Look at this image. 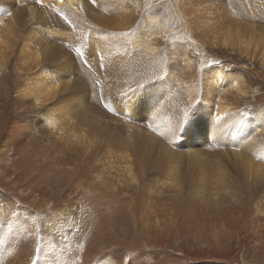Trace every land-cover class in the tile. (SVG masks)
I'll list each match as a JSON object with an SVG mask.
<instances>
[{
	"label": "rangeland",
	"instance_id": "1",
	"mask_svg": "<svg viewBox=\"0 0 264 264\" xmlns=\"http://www.w3.org/2000/svg\"><path fill=\"white\" fill-rule=\"evenodd\" d=\"M75 3H65L69 9L57 15L58 20L66 18L72 34L70 47L81 59L90 47L95 49L97 56L83 67L87 72L95 67L100 76L96 81L88 73L90 82L81 83L87 86L86 95L76 99L83 111L60 109L55 114L58 126L39 125L28 147L32 160L25 169L21 168L24 159L15 165L14 175L22 176L14 181L8 177L7 191L0 181V199L35 232L27 239L30 254L22 248L6 256L2 264L36 262L43 256L44 232L61 259L53 258L50 264H98L100 255L109 251L123 256L125 262L148 255L147 264H264V214L252 210L261 207L259 203L264 206V0ZM29 5L40 13L33 1ZM193 17H198L197 22ZM94 32L108 39L101 43V51L95 47ZM108 45L114 47L108 50ZM97 61L103 68L96 67ZM215 71L223 73L224 89L209 98L204 85ZM231 75L242 82L245 92L235 91L236 84L227 80ZM145 93L150 95L146 104L141 103ZM229 97L233 98L231 108L246 120L245 126L254 124L255 131L247 139L253 138L255 146L240 150L229 142L215 146L206 139L187 147L185 130L194 117L198 119L196 112L207 105L218 117L222 101ZM122 104L129 111L124 112ZM224 122L221 134L226 135L232 124L228 119ZM186 152L200 155L203 170L209 169L205 181L195 178L197 170H187ZM242 155L259 173L242 166ZM210 163L223 172L209 176L215 169ZM127 167H131L130 175ZM242 226L247 229L244 238L237 236ZM156 232L161 233L158 240ZM225 232L230 247L214 246L217 237L226 238Z\"/></svg>",
	"mask_w": 264,
	"mask_h": 264
},
{
	"label": "bare ground",
	"instance_id": "2",
	"mask_svg": "<svg viewBox=\"0 0 264 264\" xmlns=\"http://www.w3.org/2000/svg\"><path fill=\"white\" fill-rule=\"evenodd\" d=\"M32 1H33V4L40 10L39 14L34 13L30 9L29 4ZM65 3L66 4L70 3L71 6H75V4H76L75 0H40L39 3L37 2V0H35V1L34 0H0V12L1 11L4 12L3 13L4 15L3 14L0 15V181H2V184H3L2 189L6 190V191H7L6 188L9 185V181H8L9 178L8 177H10L12 181H14L15 178L17 179V176H19L21 174V173H18V175H14L15 174L14 171L16 169L15 165L18 162V160L24 159L25 163H23V167L21 166L22 169L23 168L25 169V166H27V164L30 163V159L32 160V157H31L32 155H30L31 151L28 152V150H29L28 147H29L30 143L33 142L34 137L37 133L36 130L39 129V125L40 124L43 125L46 123L47 126H51V125L52 126H55V125L58 126V119L59 118L55 114L60 109H64V108L70 109L71 107H74L76 109L79 108V105H78L79 102H77L76 97L81 96V95H86L85 89L87 88V86L85 85V87H84L81 83H85L87 81L90 82V80H89L90 78L88 76V73L96 81H97V78H99V76H100L99 74H97L95 72V67L94 68L92 67L94 69V70L92 69L93 71L91 69H89V71L91 70L92 73H90L89 71L87 72V70L84 68L85 67L84 64L81 62L82 59L80 58L81 57L80 53L77 50L70 47L72 45V41H70L69 39L72 36V34H71V30L69 29L67 24L64 22L67 20L64 16L61 17V19L64 21L58 20L59 17L57 16V15H61L65 9H69ZM77 4H79V3H77ZM108 4H106V5H108ZM202 7H203V5H202ZM187 10H189V9H187ZM212 10H213V8H212ZM54 11H55V13H54ZM104 11L105 10H103V12ZM70 13H72V12L70 11ZM78 13H79V10H78ZM226 13H227V11H226ZM110 14H111V12H110ZM202 14H203V12H202ZM106 15H107V13H106ZM193 18H195V17H193ZM197 18L198 17L195 18V21ZM183 20H187V19L185 18ZM210 22H211V20H210ZM189 23H190V21H189ZM253 26H255V25H253ZM93 27H95V26H93ZM197 28H198V26H197ZM237 28H236V30H237ZM256 30H258V29H256ZM94 33H95L94 35H95V39H96L94 43H96V46H95V44H93V45L96 48H98L99 51H101V48L104 46V44H101V43L102 42L106 43V41L108 39L105 36H103V37L100 36L96 32H94ZM84 34H85V32H84ZM250 34L252 35V32ZM151 35H154V34H151ZM262 35H264V34H262ZM246 41H249V40L246 39ZM109 42H110V40H109ZM91 45H92V43H91ZM249 45H251V44H249ZM112 46L110 45V47H109V45H108L106 47H108V50H110L114 47V46L113 47ZM259 46H260V44H259ZM113 50H115V49H113ZM114 55H116V54H114ZM115 68H116V66H115ZM113 69H114V67H113ZM222 74L223 73H221L219 71L209 73L210 81L206 82L204 85V88H205L209 98H212L211 96L213 95L212 94L213 92H217V91L222 92V90L224 89L223 84L221 82V75ZM233 75L235 76V74H233ZM77 78H81V79H79L80 81ZM227 78H228L227 80L229 82H231V84L232 83L236 84L235 85L236 88H234V89L237 93H241V91L245 92V90L242 89L243 84L241 81H240L241 82V84H240L235 79V77H233L232 75L227 76ZM113 81H114V79H113ZM92 82L93 81L91 80V83ZM237 82H238V84H237ZM239 84H240V86H239ZM116 91H119V90H116ZM106 92H104V94ZM111 92H113V91H111ZM12 94L15 95L14 98L11 97ZM216 97H217V95H216ZM232 97H229L226 100L222 101L221 112L219 113L220 116H218V117L216 115H213L212 110H209L207 105H202V107L200 108V110L202 112H200V110H198L196 112L197 115H195L198 117V119L196 117H194V120L189 124L187 132L185 130L186 137H185V135H183L185 137L184 141L188 144L187 147H189V144H194V145L196 144V146H197L201 143V141L206 140V139L207 140H213L212 145H215V146H221V145L223 146L225 144L223 142H229L230 147H237L238 149L243 148V147H254L255 146V143H253V138H250L251 141H249V139H247V138H249L248 136L252 135V132L255 131L253 128L254 124L253 123L252 124L247 123L248 127L245 126L246 120L243 119V116H241L240 114H236V112L234 111V110H236V108L235 109L231 108L233 105L232 103H230L233 99ZM205 99L207 100V97ZM95 100L96 99L93 97V101H95ZM152 102H153V100H152ZM124 104H122V109L124 110V112H125V110L129 111V109H127V107ZM150 104H152V103H150ZM209 105H211V104H209ZM218 108H219V106H218ZM79 109H81L83 111L82 108H79ZM151 110H153V109H151ZM121 112H122V110H121ZM134 113H135V111H134ZM227 119L231 122L232 129H231V132L225 131V132H228V134L223 135V134H221V131L223 130L221 125ZM257 122H258V119H257ZM170 123H172V122H170ZM199 123H200V125H199ZM259 123H261V122H259ZM176 127L177 126H174V129H176ZM225 132H224V134H225ZM254 134L257 135L256 133H254ZM195 137H197V138L195 139ZM147 138L150 139V137H147ZM256 141L257 140L255 139L254 142H256ZM138 142H139V139H138ZM263 142H264V140H263ZM258 144L262 145V141L258 142ZM230 149L232 151V148H230ZM238 151L239 150L235 151V153H238ZM139 152H140V150H139ZM231 153H233V152H231ZM243 153H245V152H243ZM176 155H178V154L176 153ZM194 155H195L194 152H186V154L183 155V159L187 158V159H185L184 163L187 167V170H194V171L197 170V172H196L197 177H195L196 179L199 178L201 180V182L205 181L204 179H206V175H207L209 169L204 171L203 169H205V166L203 164H200V162L202 161V159H200V155L198 157H195ZM244 159H245L244 155L240 156V158H239L240 162L242 163V166H244L245 168H247V167L248 168H250V167L255 168V167H252V165H250L249 162H247V163L244 162ZM176 161L178 162V160H176ZM214 163H216V162H214ZM214 163H210L211 166H213V167L215 165V167H214L215 169H214V172L209 173V176L213 173L220 175L223 172L221 170L220 166L218 164H214ZM193 166H194V168H193ZM255 166H257V165H255ZM3 168H4V170H3ZM69 171L71 172V170H69ZM126 171L129 172V175H130L131 174V167H127ZM178 171H174V172L178 173ZM256 171H257V173H259L257 169L254 170V172H256ZM250 174H253V173H250ZM173 175H174V173H173ZM21 176L22 175H20L19 177H21ZM176 176H178V175H176ZM250 176H252V175H250ZM236 177H238V176H236ZM18 180L20 183H23V180H20V178ZM183 180H185V179H183ZM147 185H149V184H147ZM18 188L19 187H17V189ZM130 188H132V187H130ZM19 192L20 191H18V195H19ZM156 192H154V193H156ZM163 193H164V191H163ZM157 195H158V193H156V196ZM162 195L164 196V194H162ZM237 198H239V197H237ZM157 199H158V197H157ZM236 200H238V199H236ZM130 201H127V204L133 205L135 203V202H130ZM256 202L257 201H255V203ZM163 203H164V200H163ZM259 204L261 205V207L263 206V204H261V203H259ZM14 205H16V204H14ZM261 207L257 206L255 208H252V210L254 209L253 214H256L258 212L261 214H264V210H262ZM66 216H68V215H66ZM70 217H71V215H70ZM66 220H67V218H66ZM70 220L73 221V219H70ZM70 220L68 218V221L71 223ZM257 221H259V220H257ZM0 224H1L0 225V264L3 263V260L6 258V256H12L14 254H17L22 248H24V251H26L28 254H30L32 247L29 245V242L27 239L33 238L34 237L33 234L35 232L32 233V229L30 226L20 222L19 218H17L14 215V210L12 208H10L9 206H7L6 204H4L3 198L0 199ZM256 225L258 226V224H254V226H256ZM252 227H253V224H252ZM235 230H237V229H235ZM243 230H245V232H246L247 229L245 226H242L240 228V231H239L240 234L238 233V235H237V231H234V230L233 231L231 230V234L237 235L238 237L243 236V238H244V231ZM228 232L230 234V231H228ZM225 234H226V238L217 237L216 238V244L213 243V245L217 246V247L222 246L224 248L226 246L230 247L228 245L231 242L230 240H228L230 238L228 236L229 234H227V232H225ZM251 234H252V232H251ZM257 234H259V236H260L262 233L259 232ZM160 236H161V233L156 232L155 237H154L155 240H158ZM245 238H246V235H245ZM251 239H253V238H250L248 240H251ZM231 244H233V243H231ZM247 244H248V241H247ZM51 245H52V240L50 239L49 235L46 232H44V234H42V244L40 246L43 256L41 258H38L36 262H32V264H50L52 262L53 258H55L56 260H61L59 255L54 254L56 251H54L50 248ZM263 249H264V247H263ZM263 249H261V250H263ZM46 250L52 251L53 252L52 255L49 256L48 254H44V252ZM106 254H108V255H106ZM100 256H101L100 257L101 263L98 262V264H125V263L126 264H147L146 259L150 257L148 255L141 256V257H134V258L132 257V258H129L125 262L123 256H121L118 253L115 254L112 251L106 252L105 254L100 255ZM25 260L27 261V259H25Z\"/></svg>",
	"mask_w": 264,
	"mask_h": 264
},
{
	"label": "snow or ice",
	"instance_id": "3",
	"mask_svg": "<svg viewBox=\"0 0 264 264\" xmlns=\"http://www.w3.org/2000/svg\"><path fill=\"white\" fill-rule=\"evenodd\" d=\"M37 2L39 3L40 0H37ZM93 2H94V0H93ZM125 35H135V33H132V34L125 33ZM96 56H97V52L95 51V49H91V47H90V51L87 54H83V59L81 62L85 66H89L91 64L92 58H94ZM96 66L98 68H103V65L100 64L98 61H97ZM149 99H150V95L148 93H145V95L141 98V103H147ZM36 251H39V249H37Z\"/></svg>",
	"mask_w": 264,
	"mask_h": 264
}]
</instances>
